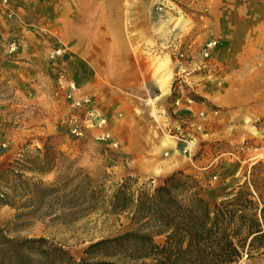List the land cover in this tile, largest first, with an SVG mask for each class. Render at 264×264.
I'll use <instances>...</instances> for the list:
<instances>
[{
    "label": "rangeland",
    "instance_id": "1",
    "mask_svg": "<svg viewBox=\"0 0 264 264\" xmlns=\"http://www.w3.org/2000/svg\"><path fill=\"white\" fill-rule=\"evenodd\" d=\"M178 2L184 7L173 0H0V171L27 143L42 147L51 136L93 177L109 175L104 191L128 175L158 186L184 170L207 185L212 204L231 195L245 171L264 161V128L255 126L264 115V1ZM169 73L164 93L159 81ZM145 137L175 142L180 164L162 175L134 166L130 153ZM14 216L0 205L11 237L44 236L77 259L92 241L126 231L132 218H48L12 232ZM240 264H264V257Z\"/></svg>",
    "mask_w": 264,
    "mask_h": 264
},
{
    "label": "trees",
    "instance_id": "2",
    "mask_svg": "<svg viewBox=\"0 0 264 264\" xmlns=\"http://www.w3.org/2000/svg\"><path fill=\"white\" fill-rule=\"evenodd\" d=\"M3 87L0 82V95ZM190 96L205 101L196 92ZM255 126L264 128V115ZM51 140L42 147L27 143L0 171V205L15 210L10 231L48 218L74 224L94 213L109 219L129 212L130 227L92 241L77 259L65 244L44 236L11 237L0 225V264H240L264 257V161L245 171L231 195L212 204L207 185L184 170L158 186L128 175L104 191L100 186L109 175L93 177Z\"/></svg>",
    "mask_w": 264,
    "mask_h": 264
},
{
    "label": "bare ground",
    "instance_id": "3",
    "mask_svg": "<svg viewBox=\"0 0 264 264\" xmlns=\"http://www.w3.org/2000/svg\"><path fill=\"white\" fill-rule=\"evenodd\" d=\"M171 77L172 75L169 73L164 79L159 81L164 93H168L169 91ZM134 136L135 135L132 134L131 138L133 139ZM175 147V142H151L148 137H145L139 141L136 145V150L132 151L130 155L134 158V166L141 171L162 175L166 172L172 171L180 164L181 158L178 151L173 152Z\"/></svg>",
    "mask_w": 264,
    "mask_h": 264
},
{
    "label": "built area",
    "instance_id": "4",
    "mask_svg": "<svg viewBox=\"0 0 264 264\" xmlns=\"http://www.w3.org/2000/svg\"><path fill=\"white\" fill-rule=\"evenodd\" d=\"M212 46V43L211 44H209V47H211ZM206 55L208 56L209 55V53H206Z\"/></svg>",
    "mask_w": 264,
    "mask_h": 264
}]
</instances>
